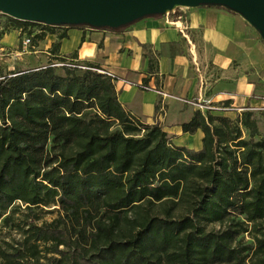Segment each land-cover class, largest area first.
<instances>
[{"label":"trees","instance_id":"trees-1","mask_svg":"<svg viewBox=\"0 0 264 264\" xmlns=\"http://www.w3.org/2000/svg\"><path fill=\"white\" fill-rule=\"evenodd\" d=\"M3 15L0 38L56 34L48 53L64 64L0 68V228L18 235L0 242V264H264L253 111L197 109L180 127L202 132L199 148L175 145L122 106L98 64L59 54L68 25Z\"/></svg>","mask_w":264,"mask_h":264},{"label":"crops","instance_id":"crops-1","mask_svg":"<svg viewBox=\"0 0 264 264\" xmlns=\"http://www.w3.org/2000/svg\"><path fill=\"white\" fill-rule=\"evenodd\" d=\"M57 31L67 34L60 55L76 51L78 61L112 73L122 106L143 123L159 124L173 144L199 148L202 132L183 133L180 127L197 109L230 117L251 110L264 135V43L239 14L215 5L177 7L115 30L59 26ZM19 33L11 30L0 43L12 45ZM57 40L47 34L32 47L47 48Z\"/></svg>","mask_w":264,"mask_h":264},{"label":"water","instance_id":"water-1","mask_svg":"<svg viewBox=\"0 0 264 264\" xmlns=\"http://www.w3.org/2000/svg\"><path fill=\"white\" fill-rule=\"evenodd\" d=\"M225 7L252 26L264 42V0H0V13L45 25L117 29L177 7Z\"/></svg>","mask_w":264,"mask_h":264},{"label":"rangeland","instance_id":"rangeland-1","mask_svg":"<svg viewBox=\"0 0 264 264\" xmlns=\"http://www.w3.org/2000/svg\"><path fill=\"white\" fill-rule=\"evenodd\" d=\"M4 21V15L0 13V29L2 23ZM252 27V26H251ZM35 30L37 27L34 28ZM17 31V30H16ZM256 31V30H255ZM258 34V32L256 31ZM27 37L30 38L29 44H24L22 42L23 39ZM32 37L33 35H29L27 32H21L15 36L13 44H1L0 43V68L3 71H9L17 68H28L34 67L38 65L47 64L50 62L58 63L57 60H52L53 58L46 52L41 51H48L49 47H45V43H42L41 46L38 44L37 47H32ZM258 39L260 42L264 43L258 34ZM37 49L38 52L34 53L33 51ZM195 141H193L194 143ZM56 213H44L45 219H51L54 217ZM208 229H220L221 226L218 224H210L207 227ZM10 237H18L15 231H8L7 229L0 228V242L2 239H9ZM244 241H250L251 238L248 234L243 236Z\"/></svg>","mask_w":264,"mask_h":264},{"label":"built area","instance_id":"built-area-1","mask_svg":"<svg viewBox=\"0 0 264 264\" xmlns=\"http://www.w3.org/2000/svg\"><path fill=\"white\" fill-rule=\"evenodd\" d=\"M22 42H23L24 44H29V42H30V38L27 37L26 39H23ZM63 64H64V63L58 62V63H54V64H52V65L59 66V65H63ZM101 72L106 73L107 75H109V76L112 77V78H115V76H114L112 73H110V72H105V71H101ZM139 86H140L142 89H147V88H148L147 86H145V85H143V84H139ZM200 108H203V106H200ZM207 108H208V107H207Z\"/></svg>","mask_w":264,"mask_h":264}]
</instances>
